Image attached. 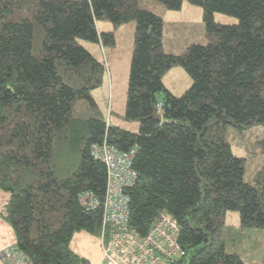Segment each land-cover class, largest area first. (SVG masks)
I'll list each match as a JSON object with an SVG mask.
<instances>
[{
	"label": "trees",
	"instance_id": "obj_1",
	"mask_svg": "<svg viewBox=\"0 0 264 264\" xmlns=\"http://www.w3.org/2000/svg\"><path fill=\"white\" fill-rule=\"evenodd\" d=\"M142 1L0 0V216L33 264H87L71 241L100 235L108 172L91 148L105 141L137 149L132 229L144 236L161 211L178 220L176 264H247L232 242L264 230V0H153L202 7L210 39L183 54L164 51V19ZM218 12L239 21L218 24ZM101 20L135 22L124 119L138 131L108 123L93 99L106 67L78 40L114 45ZM176 65L193 81L180 96L163 83ZM89 191L95 208L80 200Z\"/></svg>",
	"mask_w": 264,
	"mask_h": 264
},
{
	"label": "rangeland",
	"instance_id": "obj_2",
	"mask_svg": "<svg viewBox=\"0 0 264 264\" xmlns=\"http://www.w3.org/2000/svg\"><path fill=\"white\" fill-rule=\"evenodd\" d=\"M142 3L159 13L164 19L163 48L166 53L183 54L189 45L206 44L209 41L210 38L203 21L202 7L184 1L180 10H168L161 3L153 0H143ZM214 20L218 24H236L239 21L234 16L219 12L215 13ZM97 23L100 31H114L116 42L110 46L78 40L106 67L104 82L92 92L93 99L108 123L138 131L137 122L124 119L130 62L134 49L135 22L131 21L118 28H114L113 24L106 20L97 21ZM123 71L126 72V76L123 75ZM163 83L171 93L180 96L192 86L193 81L182 66L176 65L165 72ZM162 97L159 94V101ZM80 102L82 107L88 108V102ZM233 151L238 154L242 153L236 147ZM225 222L230 226H239V212L228 211L225 215ZM255 230L251 233L252 240L247 238L245 244L232 242V247H237L234 250L238 251L247 264H264V230ZM241 246L248 247L250 251L245 252Z\"/></svg>",
	"mask_w": 264,
	"mask_h": 264
},
{
	"label": "built area",
	"instance_id": "obj_3",
	"mask_svg": "<svg viewBox=\"0 0 264 264\" xmlns=\"http://www.w3.org/2000/svg\"><path fill=\"white\" fill-rule=\"evenodd\" d=\"M162 115V104L158 107ZM93 157L105 163L108 172L104 212L99 239L102 247L100 264H176L184 258L180 242V224L166 211H161L144 235H138L130 225V197L126 189L138 178L133 168L136 148L123 151L107 141L91 148ZM83 205L95 208L98 199L93 192L80 195ZM4 264H33L16 245L3 250Z\"/></svg>",
	"mask_w": 264,
	"mask_h": 264
},
{
	"label": "crops",
	"instance_id": "obj_4",
	"mask_svg": "<svg viewBox=\"0 0 264 264\" xmlns=\"http://www.w3.org/2000/svg\"><path fill=\"white\" fill-rule=\"evenodd\" d=\"M96 25L98 29V23H96ZM98 31L104 32V31H100V29H98ZM99 44L102 43L100 42ZM123 75L126 76L125 71H123ZM9 198H10L9 193L0 190V206L5 202H7ZM16 244H17V237L13 227L7 222H5L0 216V253L7 248H11L15 246ZM71 248L76 254L86 259L87 264L101 263L102 247L99 237L94 236L86 231L77 232L73 236V239L71 241ZM0 264H4V262L1 259H0Z\"/></svg>",
	"mask_w": 264,
	"mask_h": 264
},
{
	"label": "water",
	"instance_id": "obj_5",
	"mask_svg": "<svg viewBox=\"0 0 264 264\" xmlns=\"http://www.w3.org/2000/svg\"><path fill=\"white\" fill-rule=\"evenodd\" d=\"M152 117L157 119L160 122L162 121V116H161V114H159V112H158L156 107H154V111H153Z\"/></svg>",
	"mask_w": 264,
	"mask_h": 264
}]
</instances>
